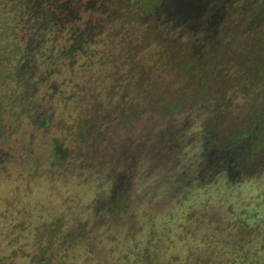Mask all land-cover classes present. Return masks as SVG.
I'll list each match as a JSON object with an SVG mask.
<instances>
[{
    "label": "rangeland",
    "instance_id": "obj_1",
    "mask_svg": "<svg viewBox=\"0 0 264 264\" xmlns=\"http://www.w3.org/2000/svg\"><path fill=\"white\" fill-rule=\"evenodd\" d=\"M250 1L230 0L222 57L194 77L182 35L163 52L115 21L70 67L46 45L22 86L0 0V264H264V75L227 58L254 47L264 71Z\"/></svg>",
    "mask_w": 264,
    "mask_h": 264
},
{
    "label": "trees",
    "instance_id": "obj_2",
    "mask_svg": "<svg viewBox=\"0 0 264 264\" xmlns=\"http://www.w3.org/2000/svg\"><path fill=\"white\" fill-rule=\"evenodd\" d=\"M8 1L6 10L8 11L10 7L13 14L9 20V30L11 28L18 31L17 38L23 40L20 42L16 40L18 44L23 42L22 51L20 50L23 52L20 61L22 63L16 67L17 73L24 79L21 81L22 86L30 84L31 76L23 78L21 72L24 66L32 71V59L36 52L40 54L48 46L50 54H61L66 65L70 67L75 63V55L78 52L85 54V48L92 44L94 38L104 33L105 24L113 26L115 21L119 23V28L134 24L133 28L141 34L139 36L141 41L153 39L161 45L160 49L163 48V52H166L168 48L179 49L178 43H184L186 40L184 54L176 66L194 77L196 72L212 70L216 66L215 59L217 58L218 61L220 56L222 57L219 50L221 45L223 48L225 46L216 35L217 27L220 18H225V15H222L223 11L232 8L230 0H84L82 3L77 0L74 2L73 0ZM237 2L243 6L250 4L251 1L237 0ZM1 8H4L3 3ZM82 13L86 14V18ZM93 14H97L96 16L100 14L103 17L102 19L92 18ZM5 17L7 20L8 16L4 15L3 18ZM6 20L3 19L4 24H7ZM257 23L256 21H253L252 25L248 23L247 29L254 28ZM112 26H109L104 34H112L115 30ZM115 31L117 33L121 29ZM179 35H182L181 37L185 40L179 38ZM262 36L264 39L263 34ZM59 40L61 44L56 47ZM242 52L250 57L256 53V49L251 46L242 47L239 53L228 52L227 58L232 59L233 64L239 67L238 71L248 67L249 76L264 75V71L260 72L263 63L256 62V68H254L251 63L245 62L246 56ZM50 57L46 56L47 59ZM25 70L27 71L26 68ZM51 88L55 86L51 85ZM203 91L198 87L197 95ZM188 98L194 100L193 94ZM177 105V101L172 100L168 110L175 111ZM56 150L59 151V147H56Z\"/></svg>",
    "mask_w": 264,
    "mask_h": 264
}]
</instances>
